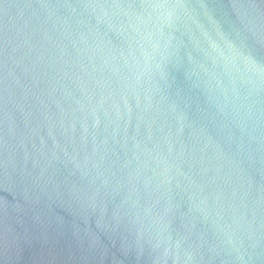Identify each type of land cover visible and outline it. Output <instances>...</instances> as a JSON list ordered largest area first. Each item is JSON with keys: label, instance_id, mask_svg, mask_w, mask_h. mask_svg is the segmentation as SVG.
I'll return each instance as SVG.
<instances>
[{"label": "water", "instance_id": "water-1", "mask_svg": "<svg viewBox=\"0 0 264 264\" xmlns=\"http://www.w3.org/2000/svg\"><path fill=\"white\" fill-rule=\"evenodd\" d=\"M0 264H264V0H0Z\"/></svg>", "mask_w": 264, "mask_h": 264}]
</instances>
